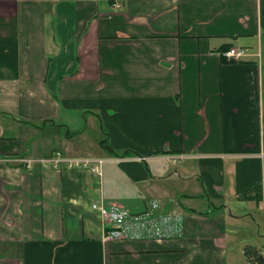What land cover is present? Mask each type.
I'll use <instances>...</instances> for the list:
<instances>
[{
  "label": "crops",
  "instance_id": "obj_1",
  "mask_svg": "<svg viewBox=\"0 0 264 264\" xmlns=\"http://www.w3.org/2000/svg\"><path fill=\"white\" fill-rule=\"evenodd\" d=\"M0 264H264V0H0Z\"/></svg>",
  "mask_w": 264,
  "mask_h": 264
},
{
  "label": "built area",
  "instance_id": "obj_2",
  "mask_svg": "<svg viewBox=\"0 0 264 264\" xmlns=\"http://www.w3.org/2000/svg\"><path fill=\"white\" fill-rule=\"evenodd\" d=\"M223 56L228 60L240 61L243 57L249 53L247 48L242 47H230L228 50L223 51ZM175 160V158H174ZM23 163L27 168L31 169L35 166L52 167L54 169H61V166L65 164L68 168L78 170H91L96 171L98 174H102L103 160L98 158H80L70 159L65 158L61 151H56L52 156L48 158H23ZM177 161V160H175ZM93 209L99 211L102 220L105 221L107 227L105 240H117L127 237L128 227L126 224L128 212L126 208L119 203H111L110 205L99 204L94 202ZM158 234V232H156Z\"/></svg>",
  "mask_w": 264,
  "mask_h": 264
}]
</instances>
